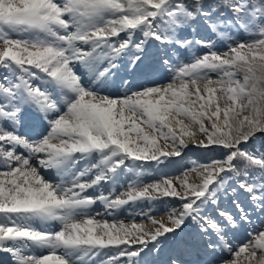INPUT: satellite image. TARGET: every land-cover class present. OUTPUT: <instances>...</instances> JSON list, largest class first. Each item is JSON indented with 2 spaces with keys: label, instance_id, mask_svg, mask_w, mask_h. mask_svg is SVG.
Returning a JSON list of instances; mask_svg holds the SVG:
<instances>
[{
  "label": "snow or ice",
  "instance_id": "1",
  "mask_svg": "<svg viewBox=\"0 0 264 264\" xmlns=\"http://www.w3.org/2000/svg\"><path fill=\"white\" fill-rule=\"evenodd\" d=\"M0 264H264V0H0Z\"/></svg>",
  "mask_w": 264,
  "mask_h": 264
},
{
  "label": "rangeland",
  "instance_id": "2",
  "mask_svg": "<svg viewBox=\"0 0 264 264\" xmlns=\"http://www.w3.org/2000/svg\"><path fill=\"white\" fill-rule=\"evenodd\" d=\"M212 76L215 79V74H212ZM218 154H219L218 152L211 153V152H207L202 149L194 148L191 145H189V148L185 149L182 156L180 157L166 158L164 159L163 164H156L152 162V163L144 165L145 171L142 174V181L144 183H150V182H154L155 180H158L165 176L169 178L179 177L183 171L187 170L188 168L192 166L193 160H198L200 162H206V160L210 158L212 155H218ZM123 179L126 180L128 183L131 182V180H128L127 176L124 177ZM133 179H135L134 176H133ZM117 187L119 191H123L126 185L117 186ZM96 207L99 208L101 206L99 205ZM151 210H154V212L160 211L159 201H157L154 204ZM131 211L133 212V214H131ZM145 211L147 212L149 211V209L145 208ZM139 212H140V208L136 205L135 209H128L127 211L119 212L115 220L122 221L125 224L136 222V223H143L147 225L148 223L147 219L144 216L139 215L138 214ZM108 221H111V220H108Z\"/></svg>",
  "mask_w": 264,
  "mask_h": 264
},
{
  "label": "bare ground",
  "instance_id": "3",
  "mask_svg": "<svg viewBox=\"0 0 264 264\" xmlns=\"http://www.w3.org/2000/svg\"><path fill=\"white\" fill-rule=\"evenodd\" d=\"M153 206H154V205H153ZM135 207H136L135 204L127 206V208H130V209H134ZM99 209L102 211L101 207H99ZM118 214H119V212L116 213L114 216H113V215H109V216H106V217H104V218H106L107 220H111V221H113V220L115 219V217H116ZM111 221H110V222H111Z\"/></svg>",
  "mask_w": 264,
  "mask_h": 264
},
{
  "label": "trees",
  "instance_id": "4",
  "mask_svg": "<svg viewBox=\"0 0 264 264\" xmlns=\"http://www.w3.org/2000/svg\"><path fill=\"white\" fill-rule=\"evenodd\" d=\"M259 143H260V142L258 141V145H259Z\"/></svg>",
  "mask_w": 264,
  "mask_h": 264
}]
</instances>
